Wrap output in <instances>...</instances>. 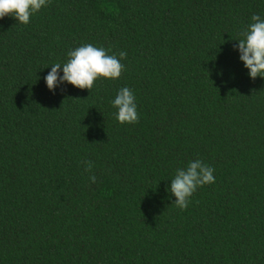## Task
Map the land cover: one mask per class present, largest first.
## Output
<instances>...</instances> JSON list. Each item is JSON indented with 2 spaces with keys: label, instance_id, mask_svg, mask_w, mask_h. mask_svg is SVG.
Instances as JSON below:
<instances>
[{
  "label": "trees",
  "instance_id": "obj_1",
  "mask_svg": "<svg viewBox=\"0 0 264 264\" xmlns=\"http://www.w3.org/2000/svg\"><path fill=\"white\" fill-rule=\"evenodd\" d=\"M253 14L264 0H49L0 19V264H264V79L233 48ZM84 44L126 52L121 76L48 90ZM195 159L215 182L180 209L166 189Z\"/></svg>",
  "mask_w": 264,
  "mask_h": 264
},
{
  "label": "clouds",
  "instance_id": "obj_2",
  "mask_svg": "<svg viewBox=\"0 0 264 264\" xmlns=\"http://www.w3.org/2000/svg\"><path fill=\"white\" fill-rule=\"evenodd\" d=\"M49 0H0V19L5 16L14 18L20 24H28L30 17L41 8L47 6ZM251 23L242 32L240 39H235L233 45L238 52V59L247 69L250 79L260 77L264 79V18L259 14L251 16ZM103 47L84 44L66 53L64 63L50 64V71L43 77L48 90H54L59 84L69 83L78 89L91 90L99 78L116 80L121 76L124 65L121 63L127 53L119 52L109 55ZM110 105L116 109L114 116L119 124H135L139 120L136 96L132 89L122 87L110 100ZM91 163H87L85 171L90 170ZM214 168L201 159L190 160L186 167L177 168L170 180L167 191L175 200L176 207L184 209L189 204V198L198 187L215 182ZM93 183L95 176L89 178Z\"/></svg>",
  "mask_w": 264,
  "mask_h": 264
}]
</instances>
